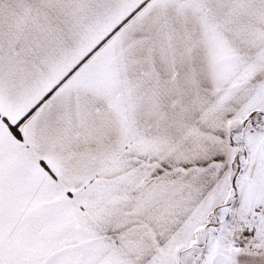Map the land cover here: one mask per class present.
Instances as JSON below:
<instances>
[{
    "label": "snow or ice",
    "instance_id": "snow-or-ice-1",
    "mask_svg": "<svg viewBox=\"0 0 264 264\" xmlns=\"http://www.w3.org/2000/svg\"><path fill=\"white\" fill-rule=\"evenodd\" d=\"M0 264H264V0H0Z\"/></svg>",
    "mask_w": 264,
    "mask_h": 264
}]
</instances>
